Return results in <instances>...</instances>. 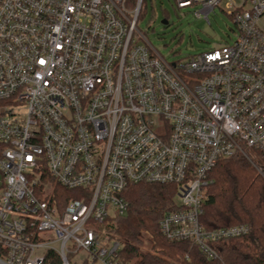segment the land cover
<instances>
[{"label": "built area", "instance_id": "built-area-1", "mask_svg": "<svg viewBox=\"0 0 264 264\" xmlns=\"http://www.w3.org/2000/svg\"><path fill=\"white\" fill-rule=\"evenodd\" d=\"M176 2L223 7L237 38L169 62L144 0H0V264H128L115 230L137 183L176 186L161 231L208 259L250 232L201 215L220 161L264 176V0Z\"/></svg>", "mask_w": 264, "mask_h": 264}, {"label": "trees", "instance_id": "trees-1", "mask_svg": "<svg viewBox=\"0 0 264 264\" xmlns=\"http://www.w3.org/2000/svg\"><path fill=\"white\" fill-rule=\"evenodd\" d=\"M211 177L201 223L206 230L247 224V235L215 243L219 259H208L197 245L170 242L161 231L163 214L177 208L174 184H130L123 193L129 210L115 230L120 258L128 264H264V177L242 156L220 161ZM146 239L155 253L142 249ZM48 257L59 264L55 253Z\"/></svg>", "mask_w": 264, "mask_h": 264}, {"label": "rangeland", "instance_id": "rangeland-1", "mask_svg": "<svg viewBox=\"0 0 264 264\" xmlns=\"http://www.w3.org/2000/svg\"><path fill=\"white\" fill-rule=\"evenodd\" d=\"M199 9V6L179 9L176 0H144L139 28L169 62L195 56L235 41L237 26L226 9L216 7L208 19L196 14ZM164 19L168 21L167 24L163 23ZM261 26H264V20L261 21ZM141 247L155 253L148 239ZM80 257L78 255L76 259L80 260ZM171 264L179 263L172 261Z\"/></svg>", "mask_w": 264, "mask_h": 264}, {"label": "water", "instance_id": "water-1", "mask_svg": "<svg viewBox=\"0 0 264 264\" xmlns=\"http://www.w3.org/2000/svg\"><path fill=\"white\" fill-rule=\"evenodd\" d=\"M163 23H164V24H167V23H168V21H167L166 19H164V20H163Z\"/></svg>", "mask_w": 264, "mask_h": 264}]
</instances>
